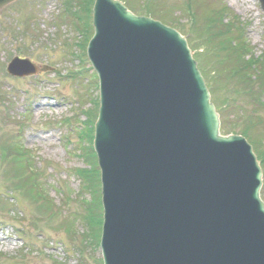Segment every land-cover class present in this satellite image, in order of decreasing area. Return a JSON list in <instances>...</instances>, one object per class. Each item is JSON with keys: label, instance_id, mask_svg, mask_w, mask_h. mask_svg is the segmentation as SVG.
Returning <instances> with one entry per match:
<instances>
[{"label": "water", "instance_id": "1", "mask_svg": "<svg viewBox=\"0 0 264 264\" xmlns=\"http://www.w3.org/2000/svg\"><path fill=\"white\" fill-rule=\"evenodd\" d=\"M92 23L103 264H264L259 163L243 138L219 134L185 39L118 0H95Z\"/></svg>", "mask_w": 264, "mask_h": 264}, {"label": "rangeland", "instance_id": "2", "mask_svg": "<svg viewBox=\"0 0 264 264\" xmlns=\"http://www.w3.org/2000/svg\"><path fill=\"white\" fill-rule=\"evenodd\" d=\"M128 1L132 9L139 11L142 0ZM170 1L179 5L183 0ZM220 1L243 23L247 48L251 50L252 46L258 54L263 52L264 14L259 3ZM149 7L159 12L155 5ZM144 10L150 12L149 8ZM61 11L60 0H19L0 10V264H79L80 261L94 264L91 248L95 237L78 219L82 215V198L90 202V193L96 188L89 184L96 179L95 173L87 172L89 167L85 166L94 167V159L91 161L90 131L83 122L92 123L95 119L98 81L85 57L88 39L85 33L89 31L82 27H78L80 31L74 29L73 22H67L69 18L61 19ZM86 19L91 24L89 16ZM79 32H84L83 36ZM60 38L63 42H58ZM198 57L208 73L210 65L204 64V59L211 62L216 57L211 60L207 54ZM15 58H28L43 70L31 77H13L10 72L15 71L14 67H8L7 73L6 66ZM215 66L223 69L219 62ZM244 69L253 75V65ZM225 74L215 76L222 78ZM228 122L231 127L234 123L241 127V130L230 127L229 131L243 133L256 149L260 147L258 126H242L240 118H229ZM19 123L21 127H17ZM14 137L23 147L19 149L21 157L16 164L7 157ZM82 154L88 162L82 159ZM38 195L51 201L54 219L46 217V213L40 216L39 210H35L32 201ZM5 201L13 205L18 215L15 220L5 215ZM67 201L68 205L62 204ZM66 209L75 215L71 218L70 236L66 234L67 227L61 225ZM81 231L86 233L83 237L79 235ZM24 243L30 252L22 251Z\"/></svg>", "mask_w": 264, "mask_h": 264}, {"label": "trees", "instance_id": "3", "mask_svg": "<svg viewBox=\"0 0 264 264\" xmlns=\"http://www.w3.org/2000/svg\"><path fill=\"white\" fill-rule=\"evenodd\" d=\"M92 1L93 0H77V4H75L74 7H80L82 15L86 16L87 12L88 13L90 12ZM123 1L126 4H128V6H130V2L128 0H123ZM141 3L142 5H139V7H143L145 4L149 5L146 2V0H142ZM150 5H155L156 8L159 10V12L149 6H147L146 8H149L150 12H146L144 8L140 12L151 14V15L153 14L154 16L157 15L154 13H158L157 17L159 19L161 18V20L169 19L171 15H173L174 12L176 11H179V12L183 11L180 5H176L173 3L169 6V5H166L161 0H154V2H151ZM192 5L194 6V10L198 18L199 16H204V14L208 15V21L206 22L205 27L204 28L202 27L201 30L196 31L197 36L201 39V42H203L202 45L205 50V54H208L209 52H211L212 56H216L218 58L219 63L223 66V69L220 68L222 70V73L225 72L227 73L225 74V76L226 75L230 76L228 78L230 87H236V85L240 82L247 83V81L251 77L250 73L246 71L243 74H240V72H238V66H237V64L243 63L244 54L241 53L240 51V48L242 45L241 43H237L235 46L234 44L235 43L234 42V35H235L234 25H232L231 23L224 24L223 22L224 14L223 13H225V10L224 8H220L221 3H218V2L214 3L210 0H194ZM72 7L73 6L70 5V8ZM211 8H214V9H211ZM211 10H217V11L209 14L208 12ZM193 48H197V46L195 45L193 46ZM260 80L262 81V79ZM220 82H222V78L220 79ZM220 85L221 84H216L212 86L211 92H212V97L216 105V108L220 110L221 131L224 134H227L230 132L229 130L231 127L230 123L228 122L229 116L231 114V111H230L231 104L227 102L226 98L228 95L226 94L225 87H223L224 85L223 86H220ZM255 85H259V83ZM216 86H220V88ZM259 110H261L260 106H259ZM242 112L245 113L246 111H242ZM231 128L232 129L237 128L241 130V127H239V125H237L236 123H234ZM260 131H261V128H259V133ZM9 148L14 150L15 153H13L12 150H10L7 154V157H10V159H12L11 161L14 164H16L18 159L21 157L19 148L17 146H14V144H12ZM254 150H256L258 159L261 162V168L263 169L264 168V151H259V149H255V148ZM91 157H94L92 153H91ZM97 183H98V179H97ZM39 197H42L44 202ZM4 203H5L4 204L5 213L7 214L11 213L12 212L11 204H9L7 201H5ZM36 206H37V210H39L40 216L46 213V217H52L53 219L56 217V214L54 213L52 205H51V201L46 200L44 196L38 195V199H36ZM98 206H100L99 202H97L96 206L93 205V207L87 208L86 209L87 216L82 217L83 223H84V219L86 218L87 228H90L91 232L93 233L92 236L96 238L99 235V227L101 223L100 208ZM61 225H64L67 227L66 233L69 235V231L71 230L73 226L72 219H70L69 217H67V219L65 218V220L63 221ZM61 225H58V228ZM97 247H98V239L93 244V248L95 249L93 250L94 252H96ZM97 264H101L99 259H97Z\"/></svg>", "mask_w": 264, "mask_h": 264}]
</instances>
